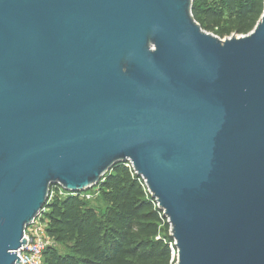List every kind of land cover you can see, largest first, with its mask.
Returning <instances> with one entry per match:
<instances>
[{"label":"water","instance_id":"water-1","mask_svg":"<svg viewBox=\"0 0 264 264\" xmlns=\"http://www.w3.org/2000/svg\"><path fill=\"white\" fill-rule=\"evenodd\" d=\"M193 0H0V264L52 186L128 162L175 264H264V0L224 39Z\"/></svg>","mask_w":264,"mask_h":264},{"label":"trees","instance_id":"trees-1","mask_svg":"<svg viewBox=\"0 0 264 264\" xmlns=\"http://www.w3.org/2000/svg\"><path fill=\"white\" fill-rule=\"evenodd\" d=\"M262 11L263 0L192 3L195 21L222 39L249 33ZM95 188L98 196L87 200L51 187L41 215L54 244L44 250L43 264H171L169 225L130 164L114 165Z\"/></svg>","mask_w":264,"mask_h":264},{"label":"built area","instance_id":"built-area-1","mask_svg":"<svg viewBox=\"0 0 264 264\" xmlns=\"http://www.w3.org/2000/svg\"><path fill=\"white\" fill-rule=\"evenodd\" d=\"M55 192L59 196H69L76 193L67 192L62 188L56 186ZM53 191L50 194L53 195ZM98 196L97 188L82 192L80 197L87 200L94 199ZM157 206V204L154 203ZM45 221L40 214L33 223L26 228L24 232V238L26 239V245L17 251V256L21 260V263L17 264H43V252L48 247L54 244V242L47 236L45 230ZM172 254L171 264H175L176 250L172 244L169 245Z\"/></svg>","mask_w":264,"mask_h":264},{"label":"rangeland","instance_id":"rangeland-1","mask_svg":"<svg viewBox=\"0 0 264 264\" xmlns=\"http://www.w3.org/2000/svg\"><path fill=\"white\" fill-rule=\"evenodd\" d=\"M221 39H222V38H221ZM223 39H224V38H223ZM95 201H96V203H97V204H99V203H100V202H99L97 199H96Z\"/></svg>","mask_w":264,"mask_h":264}]
</instances>
